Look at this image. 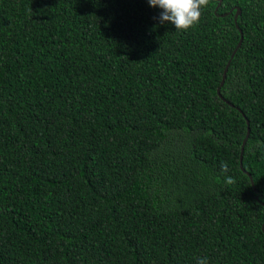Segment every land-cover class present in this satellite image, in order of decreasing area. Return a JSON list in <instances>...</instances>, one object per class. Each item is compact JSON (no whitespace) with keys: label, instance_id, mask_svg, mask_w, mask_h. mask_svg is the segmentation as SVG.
<instances>
[{"label":"trees","instance_id":"1","mask_svg":"<svg viewBox=\"0 0 264 264\" xmlns=\"http://www.w3.org/2000/svg\"><path fill=\"white\" fill-rule=\"evenodd\" d=\"M216 1L0 0V264H264V0Z\"/></svg>","mask_w":264,"mask_h":264},{"label":"clouds","instance_id":"2","mask_svg":"<svg viewBox=\"0 0 264 264\" xmlns=\"http://www.w3.org/2000/svg\"><path fill=\"white\" fill-rule=\"evenodd\" d=\"M150 7H158L162 11L158 18L163 25L169 22L175 26L176 31L187 32L200 21L201 10L207 6L208 0H147ZM224 175V183H235L233 177L226 175L229 172L227 163L220 166ZM196 264H208L207 257H199Z\"/></svg>","mask_w":264,"mask_h":264},{"label":"water","instance_id":"3","mask_svg":"<svg viewBox=\"0 0 264 264\" xmlns=\"http://www.w3.org/2000/svg\"><path fill=\"white\" fill-rule=\"evenodd\" d=\"M218 1H219V0L216 1L215 5H214V8L217 6ZM237 13H238V8L235 7V10H234L233 15H232V19H233V21H234L235 15H236ZM234 25H235V24H234ZM239 41H240V33H239V35H238L237 40H236L235 43H234V46H233L232 49L230 50L227 59L225 60L223 66H222V69H221V72H220L219 81H218V85L222 82V79H223V77H224V71H225L226 65H227V63H228V59L231 57L233 51H234L235 48L238 46ZM218 85L215 87V91H216V94H217V95H219V94H218ZM219 97H220V95H219ZM246 133H247V132H246V129H245L244 135H243V137L241 138V141H240V144H239V161H238V167H239V169H240L241 171H244V173L246 174V176H247V178H248V180H249V183L251 184V178H250L249 173L246 172L245 170H243V168L241 167V164H240V153H241V149H242V145H243L244 139H245V137H246ZM252 188H253V187H252Z\"/></svg>","mask_w":264,"mask_h":264}]
</instances>
